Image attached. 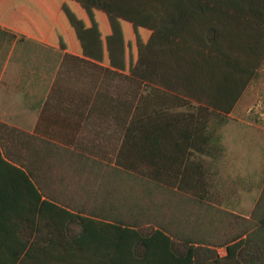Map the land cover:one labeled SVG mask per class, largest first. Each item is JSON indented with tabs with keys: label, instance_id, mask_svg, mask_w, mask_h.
<instances>
[{
	"label": "trees",
	"instance_id": "1",
	"mask_svg": "<svg viewBox=\"0 0 264 264\" xmlns=\"http://www.w3.org/2000/svg\"><path fill=\"white\" fill-rule=\"evenodd\" d=\"M1 28L139 96L113 163L40 141L32 168L0 143V264H264V181L245 217L212 172L264 65V0H0Z\"/></svg>",
	"mask_w": 264,
	"mask_h": 264
},
{
	"label": "crops",
	"instance_id": "2",
	"mask_svg": "<svg viewBox=\"0 0 264 264\" xmlns=\"http://www.w3.org/2000/svg\"><path fill=\"white\" fill-rule=\"evenodd\" d=\"M138 94L137 80L99 63L20 35L0 39V143L32 168L40 141L113 163Z\"/></svg>",
	"mask_w": 264,
	"mask_h": 264
},
{
	"label": "rangeland",
	"instance_id": "3",
	"mask_svg": "<svg viewBox=\"0 0 264 264\" xmlns=\"http://www.w3.org/2000/svg\"><path fill=\"white\" fill-rule=\"evenodd\" d=\"M229 118L220 128L225 152L212 172L224 195L222 207L249 217L264 181V65Z\"/></svg>",
	"mask_w": 264,
	"mask_h": 264
},
{
	"label": "built area",
	"instance_id": "4",
	"mask_svg": "<svg viewBox=\"0 0 264 264\" xmlns=\"http://www.w3.org/2000/svg\"><path fill=\"white\" fill-rule=\"evenodd\" d=\"M225 254H226V252H223V254H222V253H220V255H221V256H224Z\"/></svg>",
	"mask_w": 264,
	"mask_h": 264
}]
</instances>
